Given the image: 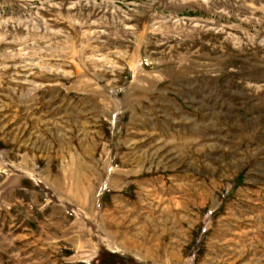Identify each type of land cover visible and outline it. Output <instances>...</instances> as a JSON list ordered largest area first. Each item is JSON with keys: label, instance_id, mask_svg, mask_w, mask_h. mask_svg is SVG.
<instances>
[{"label": "rangeland", "instance_id": "obj_1", "mask_svg": "<svg viewBox=\"0 0 264 264\" xmlns=\"http://www.w3.org/2000/svg\"><path fill=\"white\" fill-rule=\"evenodd\" d=\"M0 264H264V0H0Z\"/></svg>", "mask_w": 264, "mask_h": 264}]
</instances>
